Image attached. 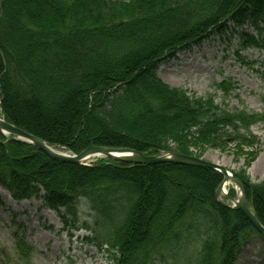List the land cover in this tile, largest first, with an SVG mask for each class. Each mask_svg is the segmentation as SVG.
Masks as SVG:
<instances>
[{
  "label": "trees",
  "instance_id": "16d2710c",
  "mask_svg": "<svg viewBox=\"0 0 264 264\" xmlns=\"http://www.w3.org/2000/svg\"><path fill=\"white\" fill-rule=\"evenodd\" d=\"M230 20L258 33L242 35L243 47L264 52V0H4L0 114L74 155L93 146L199 159L212 149L240 152L247 168L260 142L250 129L264 125V114L221 109L213 96L196 97L156 74L160 60ZM234 88L216 85L224 99ZM242 171L231 173L264 227V181ZM221 180L173 164L58 163L0 134V188L15 201L62 208L63 220H77L85 205L84 241L113 264H235L260 236L239 212L215 203ZM18 233L13 255L27 258L33 249Z\"/></svg>",
  "mask_w": 264,
  "mask_h": 264
},
{
  "label": "rangeland",
  "instance_id": "374dc122",
  "mask_svg": "<svg viewBox=\"0 0 264 264\" xmlns=\"http://www.w3.org/2000/svg\"><path fill=\"white\" fill-rule=\"evenodd\" d=\"M246 34L258 36L246 25L238 27L231 20L227 21L221 30L211 33L203 41L177 52L171 58L160 60L156 65V74L165 84L196 97L213 96L215 104L221 109L264 114V52L243 47L242 35ZM222 82H230L235 87L225 99L216 90V85ZM0 119H3L1 114ZM250 132L260 142L256 157L247 168L239 157L240 152L220 153L206 149L199 159L232 173L243 170L251 182H263L264 125L257 124L251 127ZM191 152L200 153L197 150ZM111 161L92 157L83 164L89 167ZM228 189L232 190L231 186ZM232 193L236 198L234 190ZM220 201L229 205L222 197ZM63 211L62 208L58 211L49 209L39 198L15 201L0 188V264H113L105 251L84 241L88 233L81 225L88 219V208L85 205L78 207L77 220L69 215L63 220ZM17 230L18 235L24 236L25 243L33 249L27 258L13 255L12 234ZM235 264H264V239H250L240 249Z\"/></svg>",
  "mask_w": 264,
  "mask_h": 264
},
{
  "label": "water",
  "instance_id": "95a60500",
  "mask_svg": "<svg viewBox=\"0 0 264 264\" xmlns=\"http://www.w3.org/2000/svg\"><path fill=\"white\" fill-rule=\"evenodd\" d=\"M4 0H0V14ZM0 134L2 136H10L15 141L28 144L44 153L49 159L64 164L84 165L83 163L92 157L107 158L112 161L121 162L131 166H151L159 164H173L186 167H194L201 169H208L220 174L222 181L214 194V201L222 207L230 208L239 212L249 225L264 238V227L256 219L248 201L245 197L242 184L228 172L227 169L217 164L179 155L176 153H169L166 156H150L135 152L126 148H109V147H88L78 155H71L64 149L49 145L48 143L14 127L13 125L0 119ZM230 184L234 189L236 198H230L226 192L223 191V186ZM222 194L223 199L229 204L220 201L219 196Z\"/></svg>",
  "mask_w": 264,
  "mask_h": 264
},
{
  "label": "bare ground",
  "instance_id": "6f19581e",
  "mask_svg": "<svg viewBox=\"0 0 264 264\" xmlns=\"http://www.w3.org/2000/svg\"><path fill=\"white\" fill-rule=\"evenodd\" d=\"M257 51H259V50H257ZM179 166V165H178ZM230 187V184H225L224 186H223V191L224 192H227V190H228V188ZM215 194V193H214ZM221 196H222V194H221Z\"/></svg>",
  "mask_w": 264,
  "mask_h": 264
}]
</instances>
